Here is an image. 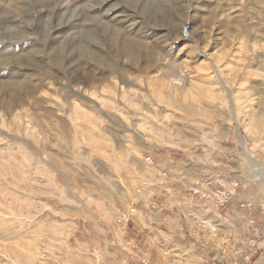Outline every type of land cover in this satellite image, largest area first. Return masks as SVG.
Wrapping results in <instances>:
<instances>
[{"label":"rangeland","instance_id":"obj_1","mask_svg":"<svg viewBox=\"0 0 264 264\" xmlns=\"http://www.w3.org/2000/svg\"><path fill=\"white\" fill-rule=\"evenodd\" d=\"M105 2L0 0V264H198L190 212L259 217L264 0ZM235 181L228 212L190 191Z\"/></svg>","mask_w":264,"mask_h":264},{"label":"crops","instance_id":"obj_2","mask_svg":"<svg viewBox=\"0 0 264 264\" xmlns=\"http://www.w3.org/2000/svg\"><path fill=\"white\" fill-rule=\"evenodd\" d=\"M249 211L251 215L255 211L258 212L259 217L258 219L253 218V216L247 218L244 240L241 234L235 231V228L232 230L230 225L229 228L233 233L225 240L216 239V232L213 231L210 232L211 235H208L200 224L194 222H190L186 228L183 227L181 234L188 233L190 235V242H192L190 245H193L197 250L201 259H220L221 264H231L230 259L233 261V258L239 257L235 254V251L244 249L252 254V264H260L263 262L261 258H264V212L258 209ZM226 218L231 220L229 217ZM252 220L254 222H251ZM260 255L262 256L260 257ZM239 259L242 261L241 258Z\"/></svg>","mask_w":264,"mask_h":264},{"label":"built area","instance_id":"obj_3","mask_svg":"<svg viewBox=\"0 0 264 264\" xmlns=\"http://www.w3.org/2000/svg\"><path fill=\"white\" fill-rule=\"evenodd\" d=\"M206 182H207V187L209 188L212 185V181L209 179ZM238 186H239V182L235 181L231 183L229 186H225L224 184H219L218 187L214 188L213 190L209 189L202 192L201 189L191 188L190 191H192L194 194H200V196H202L203 199L211 198L212 195L214 198L215 206L218 209L227 210L228 212V210L230 211V204L232 202V198L236 193ZM240 207L247 208L249 210L258 209L264 212V201L258 203H255L253 201L242 202L240 204ZM204 210H207V208H204ZM204 210L200 212L198 210L196 213L190 212L189 216H192L194 219H196V222L200 224L201 227L210 229L211 226L208 223V219L206 218L209 213L208 212L205 213ZM227 212L226 214H228ZM119 222L127 224L129 222V218H126L125 215H123V217L119 219ZM251 222H254V220H252ZM215 230H216L215 228L212 229V231ZM235 254L239 256V258H241L242 260L239 263L237 262L236 264H252V254L250 252H246L244 249L241 250L238 249L235 251ZM219 260L220 259H205V260L201 259L202 262L198 264H221ZM143 262L146 263L147 259H144ZM182 263L185 264L186 262L182 261ZM169 264H177V262L173 260Z\"/></svg>","mask_w":264,"mask_h":264},{"label":"snow or ice","instance_id":"obj_4","mask_svg":"<svg viewBox=\"0 0 264 264\" xmlns=\"http://www.w3.org/2000/svg\"><path fill=\"white\" fill-rule=\"evenodd\" d=\"M164 0H106L99 7V11L108 10L109 18L120 12L130 14L133 19H139L140 24L148 26L152 23L155 15L161 10V5ZM92 5H89L91 7ZM97 23H101L99 18H96ZM140 25H137L139 27Z\"/></svg>","mask_w":264,"mask_h":264},{"label":"bare ground","instance_id":"obj_5","mask_svg":"<svg viewBox=\"0 0 264 264\" xmlns=\"http://www.w3.org/2000/svg\"><path fill=\"white\" fill-rule=\"evenodd\" d=\"M250 158H251V160H252L256 165H260V164L258 163V160L255 159L252 155H250ZM260 175L264 178V175H263L262 173H260Z\"/></svg>","mask_w":264,"mask_h":264}]
</instances>
